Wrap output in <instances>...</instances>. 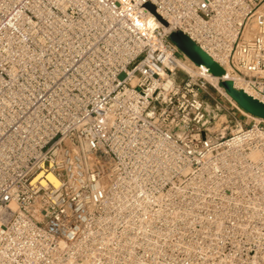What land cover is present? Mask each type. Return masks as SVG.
I'll return each mask as SVG.
<instances>
[{
    "label": "built area",
    "instance_id": "built-area-1",
    "mask_svg": "<svg viewBox=\"0 0 264 264\" xmlns=\"http://www.w3.org/2000/svg\"><path fill=\"white\" fill-rule=\"evenodd\" d=\"M173 31L264 103V0H0V264H264V119Z\"/></svg>",
    "mask_w": 264,
    "mask_h": 264
},
{
    "label": "water",
    "instance_id": "water-1",
    "mask_svg": "<svg viewBox=\"0 0 264 264\" xmlns=\"http://www.w3.org/2000/svg\"><path fill=\"white\" fill-rule=\"evenodd\" d=\"M145 8L152 13L163 25L166 26L164 21L159 15L156 14L154 6L146 3ZM169 39L176 45V47L186 56L194 65L204 67L213 76L220 77V74H213L211 70L213 67L218 66L200 47L191 41L186 35L180 31H173L169 34ZM225 93L245 112L264 119V103L260 102L251 96L247 95L241 90H236L232 82L223 80L219 82Z\"/></svg>",
    "mask_w": 264,
    "mask_h": 264
},
{
    "label": "rangeland",
    "instance_id": "rangeland-1",
    "mask_svg": "<svg viewBox=\"0 0 264 264\" xmlns=\"http://www.w3.org/2000/svg\"><path fill=\"white\" fill-rule=\"evenodd\" d=\"M223 71L221 66L213 67L211 72L213 74H220ZM185 74L181 71L177 72L176 78L182 80ZM207 113V125L210 128H215L216 124L220 125L218 132L220 135L228 134V129L233 124L234 120L246 119L239 110H242L223 90L218 84L216 88L209 80L206 85V90L201 96ZM244 111V110H242ZM245 112V111H244ZM223 129V131L221 130Z\"/></svg>",
    "mask_w": 264,
    "mask_h": 264
},
{
    "label": "bare ground",
    "instance_id": "bare-ground-1",
    "mask_svg": "<svg viewBox=\"0 0 264 264\" xmlns=\"http://www.w3.org/2000/svg\"><path fill=\"white\" fill-rule=\"evenodd\" d=\"M189 65H191V64H189ZM186 68L187 69H189V67L188 66H186ZM191 70V69H190ZM205 75V74H204ZM206 76V78L216 87V88H218V79H217V77L216 76H212V75H205ZM256 119H259V117H255ZM219 127V128H218ZM215 128L217 129H220V125H217L216 124V126H215ZM222 131H223V129H221ZM47 178L54 184V185H57L58 184V180L54 177V175L53 174H51V173H49L48 175H47Z\"/></svg>",
    "mask_w": 264,
    "mask_h": 264
}]
</instances>
